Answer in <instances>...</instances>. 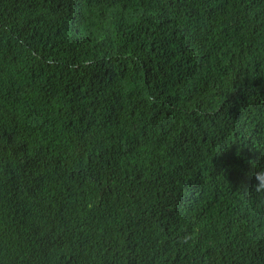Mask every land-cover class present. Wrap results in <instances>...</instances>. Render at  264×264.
<instances>
[{"label": "trees", "instance_id": "16d2710c", "mask_svg": "<svg viewBox=\"0 0 264 264\" xmlns=\"http://www.w3.org/2000/svg\"><path fill=\"white\" fill-rule=\"evenodd\" d=\"M258 168L264 0H0V264H264Z\"/></svg>", "mask_w": 264, "mask_h": 264}, {"label": "clouds", "instance_id": "9594fccd", "mask_svg": "<svg viewBox=\"0 0 264 264\" xmlns=\"http://www.w3.org/2000/svg\"><path fill=\"white\" fill-rule=\"evenodd\" d=\"M254 181L253 190L257 193H264V168H258V170L255 171ZM192 239H194V236L188 234L182 237V242L188 243Z\"/></svg>", "mask_w": 264, "mask_h": 264}]
</instances>
